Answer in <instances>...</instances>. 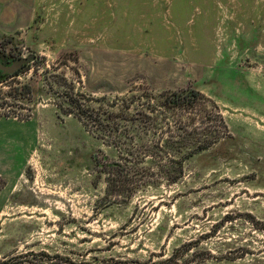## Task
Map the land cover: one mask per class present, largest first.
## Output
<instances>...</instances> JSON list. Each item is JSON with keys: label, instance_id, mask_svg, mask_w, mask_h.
I'll list each match as a JSON object with an SVG mask.
<instances>
[{"label": "rangeland", "instance_id": "obj_1", "mask_svg": "<svg viewBox=\"0 0 264 264\" xmlns=\"http://www.w3.org/2000/svg\"><path fill=\"white\" fill-rule=\"evenodd\" d=\"M0 2V264H264V0Z\"/></svg>", "mask_w": 264, "mask_h": 264}, {"label": "trees", "instance_id": "obj_2", "mask_svg": "<svg viewBox=\"0 0 264 264\" xmlns=\"http://www.w3.org/2000/svg\"><path fill=\"white\" fill-rule=\"evenodd\" d=\"M13 62L14 61H9V59H4V58L0 57V84L5 83L9 79L19 77L23 73V70L28 67V65L23 66L21 69H19L15 73L10 74V73L6 72L4 68L12 66ZM25 88L29 89L27 85L24 86V89ZM160 99H161V107H163L165 110H172V111L181 110V111H185V112H189V113H191L193 110H196L197 106L201 102L206 101V98L204 97V95L197 90H182V91L168 92V93L162 94L160 96ZM83 113L84 112L82 111V114ZM215 142H216V140L211 142L206 147H202V148L199 147V148H197L193 151H190L188 153H185V154H182L181 152H172L174 155L181 154L179 159L171 160L172 163L174 164V166L178 165L177 169L179 171V174H177V176L174 178V182L182 177L184 163L188 159L192 158L195 154H197V153H199L205 149L210 148L211 145H213ZM157 149L161 154L167 153L166 151H164L163 148L162 149L157 148ZM111 167L118 169L121 167V164H119V163L112 164ZM106 173H108V175H110L112 172L108 171ZM121 173H120V175H121ZM123 181L124 180L122 179V182H120L119 188H117L114 183H113V185L109 186L110 194L116 196L117 198L124 197L126 190L124 188ZM109 182L110 183L113 182V179L110 178ZM3 186H4V182L2 180H0V189ZM111 201L112 200L110 199V200H108L107 203H110ZM169 263H170V261L158 262L155 264H169Z\"/></svg>", "mask_w": 264, "mask_h": 264}, {"label": "water", "instance_id": "obj_3", "mask_svg": "<svg viewBox=\"0 0 264 264\" xmlns=\"http://www.w3.org/2000/svg\"><path fill=\"white\" fill-rule=\"evenodd\" d=\"M36 60L35 55H30L28 58L19 59L15 62H13L12 66L4 68L6 72L13 74L19 69H21L23 66H26Z\"/></svg>", "mask_w": 264, "mask_h": 264}, {"label": "crops", "instance_id": "obj_4", "mask_svg": "<svg viewBox=\"0 0 264 264\" xmlns=\"http://www.w3.org/2000/svg\"><path fill=\"white\" fill-rule=\"evenodd\" d=\"M1 3V2H0ZM2 7V5L0 4V8Z\"/></svg>", "mask_w": 264, "mask_h": 264}]
</instances>
